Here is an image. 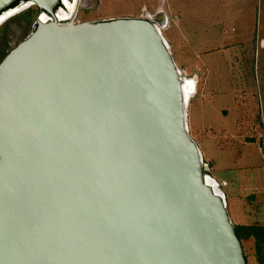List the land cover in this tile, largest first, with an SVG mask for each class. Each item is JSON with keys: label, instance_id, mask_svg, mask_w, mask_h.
Returning <instances> with one entry per match:
<instances>
[{"label": "water", "instance_id": "obj_1", "mask_svg": "<svg viewBox=\"0 0 264 264\" xmlns=\"http://www.w3.org/2000/svg\"><path fill=\"white\" fill-rule=\"evenodd\" d=\"M60 2L0 0V23L38 11L0 61V264H246L162 6L73 23Z\"/></svg>", "mask_w": 264, "mask_h": 264}, {"label": "rangeland", "instance_id": "obj_2", "mask_svg": "<svg viewBox=\"0 0 264 264\" xmlns=\"http://www.w3.org/2000/svg\"><path fill=\"white\" fill-rule=\"evenodd\" d=\"M80 1L85 3L77 7L74 23L143 18L154 14L159 5H165L169 13L168 23L161 33L183 78L195 76L197 79L193 96L187 103V117L189 112L193 114L188 120V129L197 145H205L208 151L205 155L202 153L206 173L220 180V184L227 181L220 188L233 225H264V0ZM37 18L38 11L31 6L9 15L0 23V61L33 31ZM179 25L180 29L186 25L190 30L201 31L200 40L205 46L189 55V48L193 46L189 47L186 40H180ZM195 42L198 44L199 40ZM222 110H227L226 114ZM237 115L241 119L237 130L239 139L252 143L248 146L245 161L257 165L255 177L262 181V185L254 184V189L251 186L245 196L238 195L232 184L235 181L233 176H222L228 166L218 163L214 152H210L212 142L206 144L212 133L224 138L219 136L221 128L217 125L224 123L231 127ZM207 122L209 124L203 125ZM253 211L256 213L254 219L251 218ZM242 250L247 264H260L253 241L242 240ZM262 257L264 264V250Z\"/></svg>", "mask_w": 264, "mask_h": 264}, {"label": "crops", "instance_id": "obj_3", "mask_svg": "<svg viewBox=\"0 0 264 264\" xmlns=\"http://www.w3.org/2000/svg\"><path fill=\"white\" fill-rule=\"evenodd\" d=\"M162 6V10L164 11V13L166 14V16L168 17L169 13L167 12L165 5H161ZM170 8L172 9V5L170 6ZM194 20V19H192ZM190 21V19L188 20ZM192 24V21H190ZM180 25H179V30H181V33L179 34L180 40H186L187 45L193 46V51L192 48H189V55H192L195 51L197 52V49L200 46H205L204 43L201 42L200 40V34L202 33L201 31H195V29H189L190 27L184 25L182 27V29H180ZM188 32V34H186L185 32ZM194 32H197L198 34L194 36ZM199 35V36H198ZM195 38H197L199 40L198 44L195 42ZM204 38V37H203ZM194 39V42L193 40ZM196 90H197V86H196ZM194 98V97H193ZM193 103V100H192ZM191 106L193 107V105L191 104ZM238 109V108H237ZM227 111V110H222ZM226 114V113H225ZM237 114H238V110H237ZM192 111L191 113L189 112V117L188 120L191 119L192 116ZM240 117H236L233 125L231 127H227L226 124L221 123L219 126L221 129L219 130V136H223L224 138H219L215 133H212L210 136L212 138H207L206 140V144L208 143V141L212 142V146L210 149V152H214V157L218 160V163L223 164L224 166H228L222 173V176L224 178H229L230 176H233L234 180L232 182V184L236 187V191L238 193V195H247L249 188L252 186V189H254V184L258 186L262 185V181L261 179H256L255 175L258 172V168L257 165H252L251 163H247L245 160V156H248L247 154L249 153L248 150V146L250 147L252 145V143H244L243 140H240V136L237 133V130L239 129V122H240ZM203 124V123H202ZM209 124L204 123L203 125H207ZM216 124V123H213ZM230 128V130H229ZM235 132V135H234ZM218 137V138H217ZM200 145V144H199ZM215 148H212L214 147ZM201 147H199L201 153H203L205 155V153L208 151L205 148V145H200ZM205 150V151H204ZM247 152V153H246ZM211 156V155H210ZM217 162V161H216ZM234 166V167H233ZM230 167V168H229ZM255 177V178H254ZM217 183L219 184L220 187H223L224 185H226V182L224 181V184H220L217 178H214ZM257 193H259L257 191ZM248 197V196H247ZM242 201V199H241ZM244 204V203H243ZM252 208V207H251ZM229 212V210H228ZM251 218L254 219L256 213L253 211L251 214ZM256 220H252V222H254ZM251 222V223H252Z\"/></svg>", "mask_w": 264, "mask_h": 264}, {"label": "trees", "instance_id": "obj_4", "mask_svg": "<svg viewBox=\"0 0 264 264\" xmlns=\"http://www.w3.org/2000/svg\"><path fill=\"white\" fill-rule=\"evenodd\" d=\"M234 229L241 246L242 240L244 239L253 241L257 260L260 264H263L262 252L264 250V225L260 223L240 224L234 225Z\"/></svg>", "mask_w": 264, "mask_h": 264}, {"label": "bare ground", "instance_id": "obj_5", "mask_svg": "<svg viewBox=\"0 0 264 264\" xmlns=\"http://www.w3.org/2000/svg\"><path fill=\"white\" fill-rule=\"evenodd\" d=\"M80 2L81 1H79V0H74V3L72 4V8H71V16L70 17H68L67 19H64V20H61V21H68V22H72V20H73V16H74V14H75V12L77 11V7L78 6H81V4H80ZM58 17H60V18H63L64 16H63V14L62 13H59L58 14ZM50 18V17H49ZM41 19L42 20H48L47 19V17L45 16V15H42L41 16ZM184 80H185V86H184V89H185V92H186V94L188 95V99L189 98H191L192 96H193V92H194V89H193V86H194V82L197 80L196 79V77L195 76H193V78H191V79H185L184 78ZM193 90L192 91V93H190V90ZM213 178H211V177H209V178H207V181H208V183L209 184H211L212 186H215V182L216 181H213L212 180Z\"/></svg>", "mask_w": 264, "mask_h": 264}, {"label": "flooded vegetation", "instance_id": "obj_6", "mask_svg": "<svg viewBox=\"0 0 264 264\" xmlns=\"http://www.w3.org/2000/svg\"><path fill=\"white\" fill-rule=\"evenodd\" d=\"M64 2V5L62 2L59 3V5L57 6L56 8V11H59V13H62L63 14V18H60L58 17L59 20H64V19H67L68 17H70V11H71V8H72V2L73 0H63ZM16 7V4H14L13 6H11V9Z\"/></svg>", "mask_w": 264, "mask_h": 264}, {"label": "built area", "instance_id": "obj_7", "mask_svg": "<svg viewBox=\"0 0 264 264\" xmlns=\"http://www.w3.org/2000/svg\"><path fill=\"white\" fill-rule=\"evenodd\" d=\"M74 18H75V16L73 17V20H72L73 23H74Z\"/></svg>", "mask_w": 264, "mask_h": 264}]
</instances>
